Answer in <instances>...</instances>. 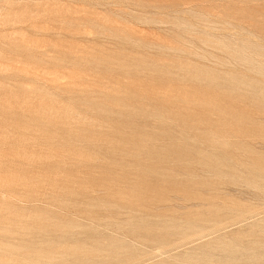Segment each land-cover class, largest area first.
Here are the masks:
<instances>
[{
    "label": "rangeland",
    "instance_id": "obj_1",
    "mask_svg": "<svg viewBox=\"0 0 264 264\" xmlns=\"http://www.w3.org/2000/svg\"><path fill=\"white\" fill-rule=\"evenodd\" d=\"M47 1L0 0V264H264V0Z\"/></svg>",
    "mask_w": 264,
    "mask_h": 264
},
{
    "label": "bare ground",
    "instance_id": "obj_2",
    "mask_svg": "<svg viewBox=\"0 0 264 264\" xmlns=\"http://www.w3.org/2000/svg\"><path fill=\"white\" fill-rule=\"evenodd\" d=\"M49 1V0H48ZM47 1V2H48ZM54 2V1H53ZM58 3V2H57ZM55 5H56V3H55ZM67 22V21H66ZM83 25V24H82ZM70 26V25H69ZM60 28V27H59ZM50 45H51V43H50ZM61 50V49H60ZM68 50V49H67ZM44 52V51H43ZM35 74V73H34ZM1 118V117H0ZM25 122V121H24ZM13 124V123H12ZM37 126V125H36ZM20 127H18V129H19ZM36 130V129H35ZM23 132V131H22ZM37 132V131H36ZM23 134H24V132H23ZM29 135V134H28ZM30 136V135H29ZM32 136V135H31ZM21 139H23V138H21ZM35 139V138H34ZM16 140V139H15ZM24 140V139H23ZM30 141V140H29ZM6 142V141H5ZM2 143H3V140H2ZM8 143V142H7ZM11 144V143H10ZM26 146V145H25ZM13 147V146H12ZM26 151V150H25ZM8 153V152H7ZM11 155V154H10ZM4 180V179H3ZM6 195V194H5ZM1 196H2V194H1ZM71 248V247H70ZM141 257V256H140ZM134 259V258H133ZM135 260V259H134ZM132 262V261H131Z\"/></svg>",
    "mask_w": 264,
    "mask_h": 264
}]
</instances>
